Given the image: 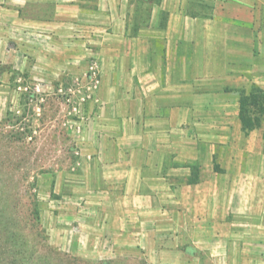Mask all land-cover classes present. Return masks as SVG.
<instances>
[{"label":"crops","instance_id":"crops-1","mask_svg":"<svg viewBox=\"0 0 264 264\" xmlns=\"http://www.w3.org/2000/svg\"><path fill=\"white\" fill-rule=\"evenodd\" d=\"M50 49L93 64L122 120L83 157L102 196L75 217L78 251L114 255L136 223L157 264H264V123L245 136L238 115L240 91L264 90V0H0V64Z\"/></svg>","mask_w":264,"mask_h":264},{"label":"rangeland","instance_id":"rangeland-1","mask_svg":"<svg viewBox=\"0 0 264 264\" xmlns=\"http://www.w3.org/2000/svg\"><path fill=\"white\" fill-rule=\"evenodd\" d=\"M58 57L50 49L27 68L0 64V264H157L132 235L136 223L129 238L113 236L114 255L78 251L75 217L95 215L90 202L102 196L96 175L85 177L83 157L104 149V135L122 120L99 104L93 64ZM99 201L110 217L112 195ZM161 259L172 261L170 255Z\"/></svg>","mask_w":264,"mask_h":264},{"label":"trees","instance_id":"trees-1","mask_svg":"<svg viewBox=\"0 0 264 264\" xmlns=\"http://www.w3.org/2000/svg\"><path fill=\"white\" fill-rule=\"evenodd\" d=\"M238 103L242 133L246 136L261 128L264 123V90L256 85H252L248 92L242 90Z\"/></svg>","mask_w":264,"mask_h":264}]
</instances>
